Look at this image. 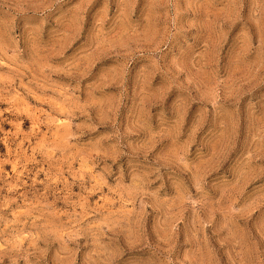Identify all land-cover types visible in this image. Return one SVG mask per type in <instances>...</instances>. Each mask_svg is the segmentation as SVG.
<instances>
[{
    "label": "rangeland",
    "instance_id": "374dc122",
    "mask_svg": "<svg viewBox=\"0 0 264 264\" xmlns=\"http://www.w3.org/2000/svg\"><path fill=\"white\" fill-rule=\"evenodd\" d=\"M0 264H264V0H0Z\"/></svg>",
    "mask_w": 264,
    "mask_h": 264
}]
</instances>
